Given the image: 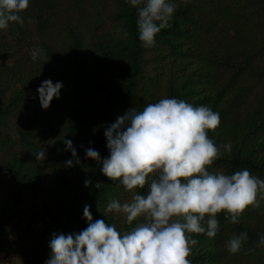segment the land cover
<instances>
[{
  "label": "trees",
  "instance_id": "1",
  "mask_svg": "<svg viewBox=\"0 0 264 264\" xmlns=\"http://www.w3.org/2000/svg\"><path fill=\"white\" fill-rule=\"evenodd\" d=\"M109 1L30 0L20 13L23 25L0 30V166L9 182L0 198V249L24 264H45L53 233L87 228L85 205L93 222L104 220L122 233L135 226L105 213L111 200L131 202L133 193L85 152L92 147L108 158L105 130L132 107L177 98L211 108L220 125L208 136L224 153L213 165L228 175L247 169L264 180V0H174L173 18L151 48L139 40L137 10L125 0ZM37 47L45 58L33 61ZM49 79L63 88L45 110L37 89ZM63 139L72 141L79 165L66 166L73 158ZM42 149L45 159L37 161ZM137 191L146 195L148 187ZM38 197L44 211L36 240L15 241L10 234L22 224L24 205ZM217 219L215 238L192 234L191 264H264L263 204L246 208L236 224L223 212ZM27 230H19L21 240ZM241 233L247 240L230 254L228 241Z\"/></svg>",
  "mask_w": 264,
  "mask_h": 264
},
{
  "label": "clouds",
  "instance_id": "2",
  "mask_svg": "<svg viewBox=\"0 0 264 264\" xmlns=\"http://www.w3.org/2000/svg\"><path fill=\"white\" fill-rule=\"evenodd\" d=\"M125 3L137 10L143 47H155L156 36L169 26L177 4L174 0ZM29 4L30 0H0V30H6L11 22L23 25L20 13ZM30 55L33 61L45 58L39 47ZM62 88V82L42 81L37 89L41 107L47 110L54 98H60ZM219 125V113L177 98L160 99L140 111L132 107L117 117L104 133L109 157L102 160L92 147L85 152L87 158L102 164L104 175L133 193L131 202L111 200L105 213L120 214L129 225L136 224L122 233L104 220L93 222L90 206L85 205L87 228L78 234L53 233L45 264H191L188 257L197 244L192 234L215 238L218 214L225 213L236 224L246 208L259 207L264 199V180L249 170L231 175L209 171L224 155L208 136ZM63 143L73 158L66 166H74V161L79 165L72 141L63 139ZM222 147L231 152L230 144ZM34 155L43 161L45 150ZM89 183L86 180L85 186ZM146 185L147 194H138ZM246 240L247 233L234 236L228 241V252L238 253ZM259 241L264 244V234Z\"/></svg>",
  "mask_w": 264,
  "mask_h": 264
},
{
  "label": "rangeland",
  "instance_id": "3",
  "mask_svg": "<svg viewBox=\"0 0 264 264\" xmlns=\"http://www.w3.org/2000/svg\"><path fill=\"white\" fill-rule=\"evenodd\" d=\"M112 0L109 1L108 4H111ZM67 16L63 13L60 16V19H66ZM107 19V17H104ZM105 25V27H109V23L107 20L102 23ZM57 33V32H56ZM214 172H219L222 170L220 166L212 165ZM9 190V182L7 180V177L0 166V198L4 197ZM41 197V196H40ZM40 197L31 199L27 201V203L24 205V211L21 213V219L22 224L20 225L19 229H16L12 234H10V238H13L14 236L17 237V240L22 243H33L36 240V236L40 232L42 228V219H43V208L40 206ZM259 199V197H258ZM260 204L264 205V201L260 199ZM36 209V211H35ZM27 230V232L24 235H21L23 237V240H21V237L18 236L19 230L21 231V234L24 233L23 230ZM0 264H24L23 259L18 256L14 252H10L9 249L5 250L0 249ZM252 264V262H251Z\"/></svg>",
  "mask_w": 264,
  "mask_h": 264
}]
</instances>
